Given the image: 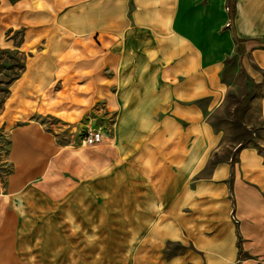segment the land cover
I'll return each instance as SVG.
<instances>
[{
	"label": "crops",
	"instance_id": "1",
	"mask_svg": "<svg viewBox=\"0 0 264 264\" xmlns=\"http://www.w3.org/2000/svg\"><path fill=\"white\" fill-rule=\"evenodd\" d=\"M70 5L62 0L64 16ZM77 6L79 26L110 36L125 63L120 90L132 96L116 121L132 130L123 147L90 152L58 149L36 124L12 131L13 172L0 179V264L124 263L120 228L138 264H264V0ZM200 139L258 144H228L238 148L236 165L189 178L209 167L197 163L207 154ZM64 165L84 178L58 179Z\"/></svg>",
	"mask_w": 264,
	"mask_h": 264
},
{
	"label": "rangeland",
	"instance_id": "2",
	"mask_svg": "<svg viewBox=\"0 0 264 264\" xmlns=\"http://www.w3.org/2000/svg\"><path fill=\"white\" fill-rule=\"evenodd\" d=\"M39 2L40 6L37 0H0V179L3 181L13 172L11 135L16 127L36 124L58 149L90 152L102 147H123L126 137L123 133L133 126L117 125V113L125 114L132 95L120 90L125 88L122 86L126 80L122 73L125 63L121 58L117 60L118 52L112 49L110 36L104 38L94 28L79 26L78 0H71L69 16H64L69 11H64L62 0H50L51 4L48 0ZM215 127L218 131L223 129L222 118ZM94 130L104 133L103 143L84 145V136ZM114 131L121 135L112 141ZM238 142L258 144L249 139H200L198 147L207 154L200 155L197 163L209 167L189 178L198 175L196 178L201 179L224 162L236 165L238 148L228 150V144L234 146ZM193 143L194 140H188L184 146ZM71 164L78 167L77 156ZM73 166L61 167L57 178H84ZM132 238L120 228L118 256L124 263L118 264L140 263L139 250ZM173 253L172 247L166 255Z\"/></svg>",
	"mask_w": 264,
	"mask_h": 264
},
{
	"label": "built area",
	"instance_id": "3",
	"mask_svg": "<svg viewBox=\"0 0 264 264\" xmlns=\"http://www.w3.org/2000/svg\"><path fill=\"white\" fill-rule=\"evenodd\" d=\"M229 9V8H228ZM104 141V133L101 130H94L84 136L83 143L88 146H96Z\"/></svg>",
	"mask_w": 264,
	"mask_h": 264
},
{
	"label": "trees",
	"instance_id": "4",
	"mask_svg": "<svg viewBox=\"0 0 264 264\" xmlns=\"http://www.w3.org/2000/svg\"><path fill=\"white\" fill-rule=\"evenodd\" d=\"M230 10H233L232 8H230Z\"/></svg>",
	"mask_w": 264,
	"mask_h": 264
},
{
	"label": "bare ground",
	"instance_id": "5",
	"mask_svg": "<svg viewBox=\"0 0 264 264\" xmlns=\"http://www.w3.org/2000/svg\"><path fill=\"white\" fill-rule=\"evenodd\" d=\"M115 182V181H114Z\"/></svg>",
	"mask_w": 264,
	"mask_h": 264
}]
</instances>
